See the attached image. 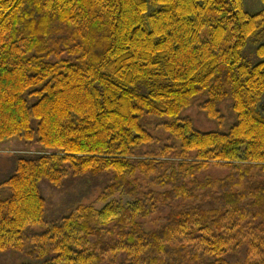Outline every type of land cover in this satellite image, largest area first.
<instances>
[{
	"label": "trees",
	"instance_id": "obj_1",
	"mask_svg": "<svg viewBox=\"0 0 264 264\" xmlns=\"http://www.w3.org/2000/svg\"><path fill=\"white\" fill-rule=\"evenodd\" d=\"M264 2V0H261ZM264 10L242 0H0V142H37L0 183V254L37 264H264V60L244 61ZM264 57V43L256 49ZM143 89L145 90L143 92ZM210 117L230 99L227 132H200L179 119L196 96ZM147 116L168 117L179 143L142 154L156 140ZM67 166V168H66ZM221 178L199 174L210 167ZM111 175L101 209L78 206L37 237L50 248L25 250L43 224V180ZM137 174L150 178L144 186ZM160 226L140 219L161 209Z\"/></svg>",
	"mask_w": 264,
	"mask_h": 264
},
{
	"label": "rangeland",
	"instance_id": "obj_2",
	"mask_svg": "<svg viewBox=\"0 0 264 264\" xmlns=\"http://www.w3.org/2000/svg\"><path fill=\"white\" fill-rule=\"evenodd\" d=\"M243 7L250 13H256L264 10V2L261 0H242ZM264 43V30L260 32L258 37H249L247 43L242 50V57L244 61L255 64L264 57H260L256 49L259 44ZM145 90L143 89V92ZM205 101V96L199 95L193 98L191 104L182 110L179 114V119H187L191 121L192 127L200 132L218 131L227 132L228 129L235 123L236 114L232 109V102L226 99L220 102L217 106V113L214 117H210L202 104ZM259 110L264 114V100H262ZM172 120L168 117L147 116L144 120V127L148 130L155 142L141 147L140 152L157 153L165 146L175 145L179 143L164 129V123ZM40 146L34 141H25L18 137H11L0 142V183L14 169L15 159L19 156H26L38 153ZM67 168V166H66ZM227 171L223 168L210 167L199 174L200 178L213 177L221 178L225 176ZM139 180L144 186H149L152 190L162 191V189L150 184V178L137 174ZM111 175L109 173L102 174L97 177L88 175L80 176L73 175L68 171V175L63 177L60 184L55 185L43 180L41 184V194L45 202V220L43 224L31 225L25 237V250L35 248H43L45 250L50 248V244L39 239L37 235L48 232L52 225L60 223L63 218L70 216L77 210L78 206H92L95 209H101L110 199L121 200L129 202L130 199L121 194H115L108 200L104 201L100 198L105 187L110 183ZM7 195V188H0V196ZM167 210L161 209L156 214L140 219L143 222V227L146 231L155 230L160 226V218L166 214ZM254 253L249 247L248 243L242 245L236 252L225 256V259L232 264H240L247 262ZM42 253L37 251L34 255L28 256L26 254L6 251L0 254V264H37L42 262Z\"/></svg>",
	"mask_w": 264,
	"mask_h": 264
}]
</instances>
